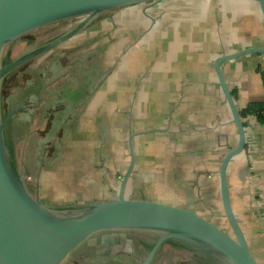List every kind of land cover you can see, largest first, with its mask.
<instances>
[{
  "label": "crops",
  "instance_id": "obj_1",
  "mask_svg": "<svg viewBox=\"0 0 264 264\" xmlns=\"http://www.w3.org/2000/svg\"><path fill=\"white\" fill-rule=\"evenodd\" d=\"M250 47L264 48L256 3L163 0L111 11L32 61L21 86H32V94L18 113L31 118L32 162H18L34 194L59 206L111 198L129 163L131 135L127 197L165 195L171 202L163 203L188 205L207 219L222 215L216 171L237 132L214 61ZM221 70L238 112L264 102V54L226 61ZM240 118L245 147L227 167L229 197L250 250L264 264V123ZM75 173L88 192L43 199L54 175L75 181ZM74 262L67 257L62 264Z\"/></svg>",
  "mask_w": 264,
  "mask_h": 264
},
{
  "label": "water",
  "instance_id": "obj_2",
  "mask_svg": "<svg viewBox=\"0 0 264 264\" xmlns=\"http://www.w3.org/2000/svg\"><path fill=\"white\" fill-rule=\"evenodd\" d=\"M160 1L163 0H0V264H62L95 237L131 232L145 233L154 239L141 264H151L154 253L162 245L188 251L213 264H260L251 253L229 197L227 167L243 151L245 132L221 65L246 54H264V48H246L214 61L218 85L237 132L235 146L226 150L216 171L222 209L220 221L228 229L219 220L207 219L188 205L127 197L126 187L135 161L131 135L129 163L112 197L62 206H50L32 194L24 169L19 165L15 144L8 137L6 125L18 109L4 115L2 84L13 70L58 47L111 11ZM249 1L257 4L264 20V0ZM72 19L79 21L67 31L3 64L2 55L8 44L30 32Z\"/></svg>",
  "mask_w": 264,
  "mask_h": 264
},
{
  "label": "flooded vegetation",
  "instance_id": "obj_3",
  "mask_svg": "<svg viewBox=\"0 0 264 264\" xmlns=\"http://www.w3.org/2000/svg\"><path fill=\"white\" fill-rule=\"evenodd\" d=\"M76 19L64 21L51 27L38 29L30 32L13 43L8 44L2 55L3 64H7L10 60L18 55L26 52L33 47L41 44L50 37L51 34L59 35L72 26L71 24ZM70 26V27H69ZM52 32V33H51ZM54 35V36H55ZM50 51V50H49ZM46 51L35 58L29 60L23 65L13 70L3 81L2 84V105L4 115L10 111L18 109L9 119L6 129L10 141L15 144V148L20 151L19 158L26 166L32 162V154L29 153V146L32 150V133H30L29 125L31 118H24V121L18 113L23 111L24 100L32 94V86L22 89L23 78L27 74H32V61H37L40 58L45 59ZM15 54V55H14ZM41 60V61H42ZM21 87V88H20ZM21 101V102H20ZM28 113V112H26ZM28 118V119H27ZM21 122V123H20ZM27 138H24L26 137ZM26 139V141H22ZM20 143V144H19ZM25 143V144H24ZM24 144V149L21 146ZM41 149L44 143H40ZM19 160V161H20ZM30 167V166H29ZM27 167V168H29ZM154 239L150 238L145 233H113L106 237H95L88 245L80 250L72 253L71 259H74V264H141L147 257L152 248ZM151 264H213L201 257L182 249H176L169 245H162L152 258Z\"/></svg>",
  "mask_w": 264,
  "mask_h": 264
},
{
  "label": "rangeland",
  "instance_id": "obj_4",
  "mask_svg": "<svg viewBox=\"0 0 264 264\" xmlns=\"http://www.w3.org/2000/svg\"><path fill=\"white\" fill-rule=\"evenodd\" d=\"M18 153L20 154V151H18ZM19 154H18V158H19ZM80 170H81V168H80ZM67 172H69V170ZM67 174H65L64 176L54 175L52 177V179L49 183V190L44 191V193H43L44 195L42 196V197H47V198H43V199H47L50 202H56V201H61V199L67 198L70 195V193H75V192H81V193L85 192L86 193V192H88L87 191L88 186L86 184H81L78 181L79 177H78L77 173H75V181H72V177L70 175H67ZM81 179H83V178H81ZM60 180H62V181L60 182ZM27 181H28V185H30L29 181L30 182L32 181L31 176L27 177ZM58 184H61V186L64 188L56 190L55 188ZM117 186H118V182H117ZM29 190L32 192V194H34V190H33L32 186L29 187ZM96 196H99V195H96ZM104 196H106V195H104ZM156 199L160 200L161 202H169V203L171 202V199L165 197V195L156 196ZM48 205L58 206V205L52 204V203H48ZM220 216L222 217V215H220V214L214 215L213 218L216 221L219 220V224L221 226H223L224 228L228 229L227 225L224 222L220 221V219H218ZM251 253L253 254L252 249H251ZM253 256L256 258V256L254 254H253ZM68 258H71V256H68ZM258 261H259V259H258Z\"/></svg>",
  "mask_w": 264,
  "mask_h": 264
},
{
  "label": "trees",
  "instance_id": "obj_5",
  "mask_svg": "<svg viewBox=\"0 0 264 264\" xmlns=\"http://www.w3.org/2000/svg\"><path fill=\"white\" fill-rule=\"evenodd\" d=\"M264 72H262V76ZM240 117L254 116L260 123H264V102L259 104H250L239 112Z\"/></svg>",
  "mask_w": 264,
  "mask_h": 264
},
{
  "label": "built area",
  "instance_id": "obj_6",
  "mask_svg": "<svg viewBox=\"0 0 264 264\" xmlns=\"http://www.w3.org/2000/svg\"><path fill=\"white\" fill-rule=\"evenodd\" d=\"M263 79H264V75H263Z\"/></svg>",
  "mask_w": 264,
  "mask_h": 264
}]
</instances>
